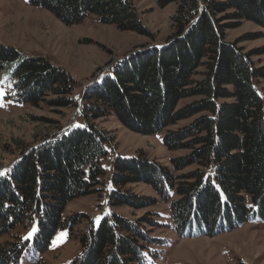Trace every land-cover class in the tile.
<instances>
[{"label": "trees", "instance_id": "trees-1", "mask_svg": "<svg viewBox=\"0 0 264 264\" xmlns=\"http://www.w3.org/2000/svg\"><path fill=\"white\" fill-rule=\"evenodd\" d=\"M178 1L177 32L167 47L113 65L79 104L83 127L64 129L0 172V237L37 227L32 244L14 236L0 247V263L17 264L31 250L44 254L60 229L71 235L85 219L64 214L73 201L104 185L101 161L111 139L95 122L108 117L144 137L164 133L167 151L187 153L171 159L170 167L144 154L117 157L112 209L166 204L181 239L264 224V71L252 61L253 53L226 42L227 32L243 22L264 29V0ZM29 3L68 27L94 15L120 31L151 34L130 0ZM8 71L16 103L38 106L53 97L47 102L52 108L78 104L77 83L66 71L0 45V73ZM189 99L194 101L180 105ZM183 122L188 123L180 126ZM130 185H145L156 198L135 195L126 190ZM148 216L131 220L112 212L98 228L90 222L79 237L82 255L73 264H143L149 246L164 243L150 233L164 226L159 214Z\"/></svg>", "mask_w": 264, "mask_h": 264}, {"label": "rangeland", "instance_id": "rangeland-1", "mask_svg": "<svg viewBox=\"0 0 264 264\" xmlns=\"http://www.w3.org/2000/svg\"><path fill=\"white\" fill-rule=\"evenodd\" d=\"M29 1L0 0V45L15 48L32 58L46 59L66 71L77 83L74 97L78 104L65 109L52 108L47 102L53 97L38 106L16 103L10 71L0 73V172L11 168L24 153L64 129L74 124L76 128L83 127L79 104L85 92L113 65L145 50L167 47L177 32L178 0H130L151 33L148 37L101 24L94 15L68 27L48 11L31 6ZM200 4L202 8L201 1ZM226 42L237 44L244 53H253L252 61L264 71L263 28L243 22L227 32ZM196 79H202L201 74ZM260 86L264 89V80ZM193 101L185 100L180 105ZM95 123L111 139V144L106 147L108 154L101 161L105 170L103 187L99 192L68 205L64 217L82 215L85 218L73 227L71 235L69 230L60 229L44 254L37 255L31 250L17 264H73L82 255L79 237L87 231L89 223L98 228L112 212L131 220L149 218L151 212L159 214V222L164 226L149 231L151 236L164 243L150 245L143 264H264V224H247L214 238L181 239L176 235L166 204L159 203L138 211L126 207L112 209L109 194L115 189L112 171L117 157L129 159L144 154L148 159L170 167L171 159L187 153L167 151L163 145L164 133L144 137L126 129L115 117ZM126 190L138 196L156 198L145 185H130ZM36 233V226L28 230L19 227L0 237V247L15 241L14 236L30 240L32 244Z\"/></svg>", "mask_w": 264, "mask_h": 264}, {"label": "snow or ice", "instance_id": "snow-or-ice-1", "mask_svg": "<svg viewBox=\"0 0 264 264\" xmlns=\"http://www.w3.org/2000/svg\"><path fill=\"white\" fill-rule=\"evenodd\" d=\"M64 236H66V234H63Z\"/></svg>", "mask_w": 264, "mask_h": 264}, {"label": "water", "instance_id": "water-1", "mask_svg": "<svg viewBox=\"0 0 264 264\" xmlns=\"http://www.w3.org/2000/svg\"><path fill=\"white\" fill-rule=\"evenodd\" d=\"M86 92H87V91H86ZM86 92H85V93H86Z\"/></svg>", "mask_w": 264, "mask_h": 264}]
</instances>
